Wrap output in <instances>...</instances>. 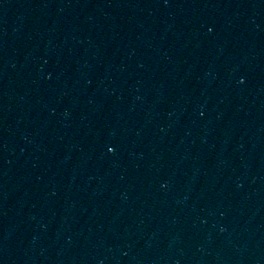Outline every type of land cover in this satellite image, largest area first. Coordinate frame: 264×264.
I'll use <instances>...</instances> for the list:
<instances>
[{"label": "water", "instance_id": "1", "mask_svg": "<svg viewBox=\"0 0 264 264\" xmlns=\"http://www.w3.org/2000/svg\"><path fill=\"white\" fill-rule=\"evenodd\" d=\"M0 264H264V0H0Z\"/></svg>", "mask_w": 264, "mask_h": 264}]
</instances>
